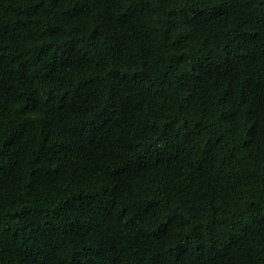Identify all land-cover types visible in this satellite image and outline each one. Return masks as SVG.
Here are the masks:
<instances>
[{
	"label": "trees",
	"instance_id": "trees-1",
	"mask_svg": "<svg viewBox=\"0 0 264 264\" xmlns=\"http://www.w3.org/2000/svg\"><path fill=\"white\" fill-rule=\"evenodd\" d=\"M0 264H264V0H0Z\"/></svg>",
	"mask_w": 264,
	"mask_h": 264
}]
</instances>
